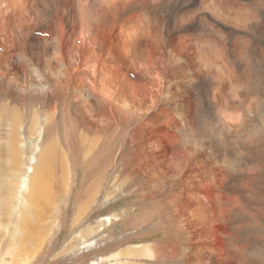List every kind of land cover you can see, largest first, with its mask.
<instances>
[{"label":"rangeland","instance_id":"374dc122","mask_svg":"<svg viewBox=\"0 0 264 264\" xmlns=\"http://www.w3.org/2000/svg\"><path fill=\"white\" fill-rule=\"evenodd\" d=\"M55 1L24 0L15 12L36 5L27 23L32 28L37 15H45ZM145 8L159 17L149 25L152 36L166 27L170 33L179 30L180 40H171L175 52L182 51V44L187 62L197 63L199 51L205 49L223 67L222 79L211 72L216 80L212 102L203 70L198 88L187 89L189 95L184 88L177 93L172 85L169 102L158 104L162 116L152 133L158 137L170 124H182L184 115L190 116L193 129L180 134L179 146H172V161L161 163L150 178L137 172L146 164L137 162L136 149L128 148L122 160L106 163L85 159L88 145L77 140L80 156L66 159V174L61 168L52 177L53 196L40 210L29 201V184L48 137L46 124L58 117V110L49 102L10 107L0 102V264L10 258L15 264H186L184 258L190 260L197 252L204 253L208 263L264 264V0H136V15ZM7 16L0 17V46L10 59L0 60V85L11 68L20 82L40 79L53 58L51 37L56 34L65 67L71 70L78 61V76L91 87L102 69V36L96 34L94 40V35L49 27L40 38L17 46L4 25ZM136 25H142L141 16H136ZM84 41L97 47L89 62L81 52ZM20 58L25 62L18 63ZM165 66L164 60V74ZM136 69L143 72L139 64ZM111 72L116 79L132 81L130 74ZM167 80L153 90L158 103ZM12 107L20 119L17 127L10 119ZM13 132L18 135L16 149L11 145ZM182 137L202 145L201 158L190 162ZM208 169H214L221 184L218 194ZM188 175L193 176L189 187ZM173 199V205L164 203ZM29 212L38 213L24 227L22 216ZM228 254L232 256L225 260Z\"/></svg>","mask_w":264,"mask_h":264},{"label":"bare ground","instance_id":"6f19581e","mask_svg":"<svg viewBox=\"0 0 264 264\" xmlns=\"http://www.w3.org/2000/svg\"><path fill=\"white\" fill-rule=\"evenodd\" d=\"M23 4L24 0H0V17L7 13L4 25L7 24L6 26L9 27L7 29L13 34L12 41L17 46L26 45L31 39L40 38L42 32H45L43 30L46 28L48 32L49 27H53L55 32L61 26L63 33L79 31L82 34L94 35V40L98 39L95 38L97 35L103 37L102 55H98L102 69L99 74H96V69H93L92 74L96 75L90 81L91 87L84 85L79 78L78 61L75 60L71 70H68L67 66L65 67L64 61L60 58V38L56 34L51 37L53 58L46 63L43 72H40L42 74L40 79L32 80V77L25 79L26 82H20L11 72V68L0 85V100L3 101L0 102L2 104L10 107L16 104H26L27 101L40 104L49 102L58 110V117L53 122H51L52 119L48 120V124H46L45 130L48 137L39 154L29 184V201L39 210L42 203L50 201L53 196L52 177L58 174L61 168L65 173L66 159L77 158L81 154L80 150L76 148L77 140L85 141L84 144L88 145V150L83 155L85 159L106 163L122 160V156H125L128 148L130 151L136 149L137 162L142 161L146 164V167L138 169L137 172L147 178L152 177V173L164 161L170 163L172 161L170 158L171 151H173L172 146L173 148L179 146L177 139L181 136L180 134L185 135L186 128L193 129V125L190 128L191 118L184 115L182 124L179 122L170 124L169 131L156 137L152 130L157 128L156 121L162 116L158 111V104L165 105L169 102L173 95L171 93L172 85L177 93L181 92L182 88L186 93L187 89L196 90L202 70L206 72L204 82L207 84V94L212 102V94L216 93L214 89L216 80L214 81L211 77V72L215 71L218 78L222 79L224 69L219 62L213 60L209 51L205 49L199 51L198 64L194 61L187 62L188 56L182 52L184 46L181 41L178 43L181 44L182 51L175 52L172 49L171 40L173 37L181 38L179 35L181 31L174 29L170 33L166 27L158 30L157 36H152L148 30L149 25L157 22L159 17L155 11H150L147 8L136 15V0H56L49 11L45 9L47 10L45 15L38 14V10L39 21L32 28H27L29 13L38 8L35 5L31 10H28L29 12L25 10V12L16 13L15 11L20 9ZM136 16H141L142 25H136ZM207 17L215 21L214 16L209 14ZM2 24L0 21V25ZM84 43L86 45L85 48L82 47L81 52L86 56L87 62L91 59L94 60L97 47L94 43L87 41ZM9 59V52L0 46V60L6 62ZM164 60L167 68L165 74L160 69ZM17 62L24 63L25 61L20 58ZM137 64L142 66V73H138ZM30 66L32 67V65ZM113 70L119 74L123 72V77L125 74L126 76L132 75V81L126 83L121 79L114 78L111 75ZM164 76L169 80L165 83L162 98L158 103L154 99L153 90L161 85L163 79L166 78ZM26 77L28 78V76ZM14 89L18 91H14ZM22 89L24 90L22 91ZM71 91L73 94H68ZM187 95L189 94L187 93ZM12 110L10 119L13 127H17L20 119H18L16 107H12ZM17 138V133L13 132L11 145L14 149L17 148L15 144ZM182 138H184L181 141H184V145L180 143L182 147L187 145L190 147V149L183 147L190 157V162L193 163L201 158L203 155L202 145L195 144V139L186 141L185 137ZM118 147H121L120 151H117ZM206 173L218 194L221 184L216 180L214 169H208ZM192 179L193 176L188 175L185 180L187 187ZM218 198L219 196H217L216 204L220 206L221 200ZM172 201L175 199L166 200L164 203L173 205ZM159 203L162 205L161 202ZM37 213H23L21 224L24 227L29 225ZM231 256L228 254L225 256V260H230ZM184 259L186 264H214L212 260L211 263H208L207 256L201 252L193 254L190 260ZM236 259L235 257L231 258L232 261ZM15 262L14 258H10L2 261L1 264H15Z\"/></svg>","mask_w":264,"mask_h":264}]
</instances>
